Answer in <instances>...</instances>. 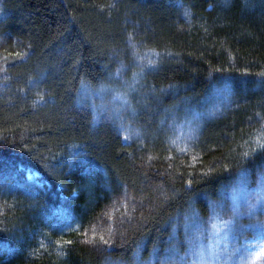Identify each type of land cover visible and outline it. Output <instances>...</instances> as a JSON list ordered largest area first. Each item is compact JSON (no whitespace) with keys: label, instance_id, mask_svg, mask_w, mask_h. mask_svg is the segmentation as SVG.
I'll return each instance as SVG.
<instances>
[{"label":"trees","instance_id":"obj_1","mask_svg":"<svg viewBox=\"0 0 264 264\" xmlns=\"http://www.w3.org/2000/svg\"><path fill=\"white\" fill-rule=\"evenodd\" d=\"M242 184L264 0H0V264H264Z\"/></svg>","mask_w":264,"mask_h":264},{"label":"rangeland","instance_id":"obj_2","mask_svg":"<svg viewBox=\"0 0 264 264\" xmlns=\"http://www.w3.org/2000/svg\"><path fill=\"white\" fill-rule=\"evenodd\" d=\"M28 175H31V173H29ZM256 189H257V191L248 187L247 185L242 184L239 186L237 191L233 194L232 198L235 201H237L240 198H243L245 194L246 195L252 194L254 197L258 198V201L260 203L264 202V184H261V185L259 184ZM253 200L254 199L252 198V196L249 197L248 203L250 201H253ZM221 235H224V233H221ZM225 238L226 237L219 235L214 242H215V244L222 245L224 242L223 241L221 242V240H223ZM244 243H245L247 252L250 253L253 258H259L261 255L264 254V234H259L257 236L252 237V238H249ZM212 246L214 247V245H212ZM198 258L199 259L197 262V252H196V255H195L196 261L192 264H211L212 260H213L211 258H206V257H198ZM259 264H261V262Z\"/></svg>","mask_w":264,"mask_h":264}]
</instances>
